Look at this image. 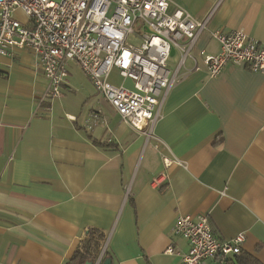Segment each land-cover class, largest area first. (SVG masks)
Segmentation results:
<instances>
[{"label":"crops","instance_id":"0c3cea01","mask_svg":"<svg viewBox=\"0 0 264 264\" xmlns=\"http://www.w3.org/2000/svg\"><path fill=\"white\" fill-rule=\"evenodd\" d=\"M175 4L207 22L148 140L77 65L61 96L40 102L47 81L33 53L0 57V264H82L71 259L88 229L106 235L112 264H180L188 243L173 225L201 213L220 239L244 234L242 251L264 264V73L227 64L209 76L203 61L220 50L215 30L264 43V0ZM162 156L175 162L157 186Z\"/></svg>","mask_w":264,"mask_h":264},{"label":"built area","instance_id":"2783aa9c","mask_svg":"<svg viewBox=\"0 0 264 264\" xmlns=\"http://www.w3.org/2000/svg\"><path fill=\"white\" fill-rule=\"evenodd\" d=\"M170 3L171 0H0V57L21 49L33 53L47 81L40 102L59 98L68 64L77 65L97 94L148 140L153 137L170 89L179 80V70L192 57L191 49L207 22L176 4L169 11ZM16 10L24 14V22L14 16ZM211 35L220 43V50L204 55L209 76L218 75L227 64L245 65L250 71L264 73V43L242 29L229 33L215 30ZM172 49L176 57L173 66L169 64ZM113 73L122 79L121 83L113 81ZM126 80H130L129 85ZM174 162L162 156L154 185L167 178V169ZM173 232L188 243L180 264H206L208 259L222 263L225 257L240 252L245 240L242 233L230 239L216 237L205 213L179 216ZM104 243L92 264L101 263L107 238ZM166 253L172 254L173 249L168 247Z\"/></svg>","mask_w":264,"mask_h":264},{"label":"trees","instance_id":"16d2710c","mask_svg":"<svg viewBox=\"0 0 264 264\" xmlns=\"http://www.w3.org/2000/svg\"><path fill=\"white\" fill-rule=\"evenodd\" d=\"M97 144H100L96 141H94ZM106 240V235L96 229H88L86 231L85 238L82 239L78 246L77 250L75 251V254L72 261L75 260H91L94 261L97 256L99 255V248L102 243V241ZM103 257H110L108 256V253L105 249V252L103 254ZM223 263L225 264H261L257 259L252 257L251 255L245 253L242 251L238 253H234L231 255V257H225L223 259Z\"/></svg>","mask_w":264,"mask_h":264},{"label":"rangeland","instance_id":"374dc122","mask_svg":"<svg viewBox=\"0 0 264 264\" xmlns=\"http://www.w3.org/2000/svg\"><path fill=\"white\" fill-rule=\"evenodd\" d=\"M176 55H178V53H176ZM70 72H71V74H74L73 76L78 80V81H81L82 82V80L83 79H85L84 77V75L82 74V72L80 71V70H76V69H73V70H70ZM112 79H113V81L115 82V83H121L122 82V79H120V78H118L116 75H115V73H113L112 74ZM72 93V95L74 94L75 96L74 97H76L75 99H76V107L79 105L78 104V101L79 100H83V99H81V94L79 93V89L76 87L75 88V91H72L71 92ZM92 97H94V96H92ZM97 97H95V98H89V99H87V100H85V103H83V105L85 106L84 108L85 109H88V108H90L91 106H94V107H96L97 106ZM101 104H99V106H100ZM104 245H105V243H104V241H102V243H101V245H100V248H99V253H101V250H103V248H104ZM104 252H105V249H104V251H103V254H104Z\"/></svg>","mask_w":264,"mask_h":264},{"label":"water","instance_id":"95a60500","mask_svg":"<svg viewBox=\"0 0 264 264\" xmlns=\"http://www.w3.org/2000/svg\"><path fill=\"white\" fill-rule=\"evenodd\" d=\"M173 54H174V49L171 50V55H173ZM92 263H93V261L86 260L82 264H92ZM73 264H80V263H73ZM100 264H112V260L110 257H104Z\"/></svg>","mask_w":264,"mask_h":264}]
</instances>
